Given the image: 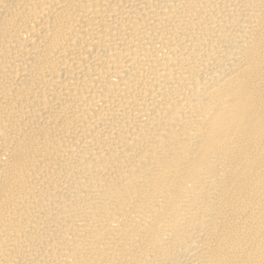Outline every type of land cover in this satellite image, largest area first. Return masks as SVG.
<instances>
[{
	"label": "bare ground",
	"instance_id": "obj_1",
	"mask_svg": "<svg viewBox=\"0 0 264 264\" xmlns=\"http://www.w3.org/2000/svg\"><path fill=\"white\" fill-rule=\"evenodd\" d=\"M0 264H264V0H0Z\"/></svg>",
	"mask_w": 264,
	"mask_h": 264
}]
</instances>
